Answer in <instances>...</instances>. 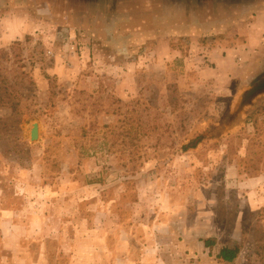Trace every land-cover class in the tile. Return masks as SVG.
I'll return each mask as SVG.
<instances>
[{"label": "rangeland", "instance_id": "obj_1", "mask_svg": "<svg viewBox=\"0 0 264 264\" xmlns=\"http://www.w3.org/2000/svg\"><path fill=\"white\" fill-rule=\"evenodd\" d=\"M168 1L0 0V263L264 264V19Z\"/></svg>", "mask_w": 264, "mask_h": 264}, {"label": "flooded vegetation", "instance_id": "obj_2", "mask_svg": "<svg viewBox=\"0 0 264 264\" xmlns=\"http://www.w3.org/2000/svg\"><path fill=\"white\" fill-rule=\"evenodd\" d=\"M177 3L175 11H180L182 17L188 20L189 26L193 20L202 23V27L212 28L214 25L231 18L236 12L244 13L256 6V3L264 0H169ZM168 1V2H169ZM177 1V2H176ZM173 9V8H172ZM212 19V21H211ZM209 20V21H208ZM216 21L217 23H214ZM213 30V29H212ZM246 91L240 97L243 104L252 102L259 96H264V55L258 60V64L247 77ZM262 100V99H260ZM264 102V98L262 100ZM241 103V104H242Z\"/></svg>", "mask_w": 264, "mask_h": 264}, {"label": "crops", "instance_id": "obj_3", "mask_svg": "<svg viewBox=\"0 0 264 264\" xmlns=\"http://www.w3.org/2000/svg\"><path fill=\"white\" fill-rule=\"evenodd\" d=\"M152 9L154 11V16L159 14L160 11H159V9L156 6L152 7ZM149 12H152V11H149ZM241 14H244V15H241ZM253 15H255V17H263V18H261L262 20L264 19V2L256 3L255 7H253L250 10L245 11L244 13H240V12L233 13V15H231V18L225 19V21L219 23L218 25H214L212 28H209V29H207L205 31H208L210 33H217L219 31V29H222V28L226 27L227 24H230V23L240 19L242 16H245L246 19H249L251 17H254ZM211 21H212V19H211ZM214 23H217V22L214 21ZM17 31L19 32L18 29H15L14 35H17V36L20 37L21 35ZM253 44H255V42L250 41V42H247V44H241V46L238 47V49L240 50L239 51L240 53L238 55H240L241 57L244 58V61L246 63L245 65H247V64L248 65L249 64L250 65L258 64L257 61H251V62L248 61L249 60L248 58L252 54V45ZM257 55H258V57H256L257 60L259 59V57H262L264 55V47H262L260 49V51L257 53ZM239 59H240L239 61L242 62V59L240 57H239ZM1 215L2 214H1V211H0V217H1ZM9 255L13 256V250H11V253ZM5 263L6 264H11L12 263V258L11 259H7ZM0 264H2V262ZM37 264H40V263H37Z\"/></svg>", "mask_w": 264, "mask_h": 264}, {"label": "trees", "instance_id": "obj_4", "mask_svg": "<svg viewBox=\"0 0 264 264\" xmlns=\"http://www.w3.org/2000/svg\"><path fill=\"white\" fill-rule=\"evenodd\" d=\"M0 99H1L0 102L4 100L3 98ZM214 242H215L214 240H210V239L204 240L203 246L205 248H211L214 246ZM238 254H239L238 248L223 247L219 250L216 258L222 263L231 264L237 259Z\"/></svg>", "mask_w": 264, "mask_h": 264}, {"label": "water", "instance_id": "obj_5", "mask_svg": "<svg viewBox=\"0 0 264 264\" xmlns=\"http://www.w3.org/2000/svg\"><path fill=\"white\" fill-rule=\"evenodd\" d=\"M38 138V125L37 123H33L29 132V140L30 142L36 141Z\"/></svg>", "mask_w": 264, "mask_h": 264}]
</instances>
